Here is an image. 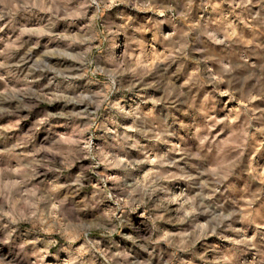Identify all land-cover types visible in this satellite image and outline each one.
I'll return each mask as SVG.
<instances>
[{
	"label": "clouds",
	"instance_id": "1",
	"mask_svg": "<svg viewBox=\"0 0 264 264\" xmlns=\"http://www.w3.org/2000/svg\"><path fill=\"white\" fill-rule=\"evenodd\" d=\"M0 264H264V0H0Z\"/></svg>",
	"mask_w": 264,
	"mask_h": 264
}]
</instances>
